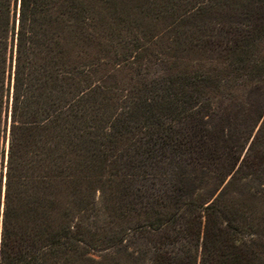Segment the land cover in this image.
Segmentation results:
<instances>
[{
	"label": "trees",
	"instance_id": "obj_1",
	"mask_svg": "<svg viewBox=\"0 0 264 264\" xmlns=\"http://www.w3.org/2000/svg\"><path fill=\"white\" fill-rule=\"evenodd\" d=\"M228 2L201 9L247 14L220 49L224 71L174 66L164 86L145 76L127 86L104 74L106 0H0V264H86L92 241L106 238L90 244L85 224L100 186L122 230L103 264H264L251 204L207 192L244 168L203 126L218 78L253 65L264 79V0ZM185 115L195 123L183 133L174 125ZM172 162L180 174H168Z\"/></svg>",
	"mask_w": 264,
	"mask_h": 264
},
{
	"label": "rangeland",
	"instance_id": "obj_2",
	"mask_svg": "<svg viewBox=\"0 0 264 264\" xmlns=\"http://www.w3.org/2000/svg\"><path fill=\"white\" fill-rule=\"evenodd\" d=\"M216 1L227 2L229 5L228 1L231 0ZM106 3L108 8L104 29L106 54L104 74L107 77L116 76L120 83H126L127 86H130V83L137 84V81L144 76L149 84L164 86L168 79V67L175 66L178 72H183L185 67L190 72L197 69L199 64L218 66L222 69L218 63L221 47L231 45L232 31L240 32L247 28V14L238 10L233 14L229 13V10L221 5L215 6L214 10L201 11L205 0H106ZM111 13L114 18L109 21ZM118 18L123 20L120 21ZM121 45L125 48L123 51ZM258 56L259 58L264 56V43ZM138 58H142L140 65L128 61L135 59L134 61L138 62ZM245 68L246 71L237 74L230 70L224 72L229 74L228 76L222 73L223 76L218 78L219 82L212 94L213 109L211 113L208 109V112L201 115L205 129L219 137L223 136L227 144L237 150L240 157L239 165L244 161V168L233 179L229 176L225 182L217 185L220 186L218 189L210 186L207 192L210 197H215L224 191L223 193L231 198L251 204L261 220L264 242V79L261 80V75L253 76L249 73L253 65ZM13 71L14 69L12 70L14 75ZM13 75L10 83V104ZM184 87L176 86L179 97L186 96ZM166 90L167 88L158 93L167 96ZM186 90L188 93L191 91L190 88ZM192 123L195 121L185 115L174 127L183 133L191 132ZM8 124L6 159L10 118ZM165 151L168 153L166 147ZM167 165L168 174L170 172L180 174L182 164L172 162ZM169 178L175 179V177ZM5 182L6 167L2 205ZM191 186L195 187L194 184ZM101 188L100 186L99 190L96 188L94 191V207L87 213L85 224L89 230V243L93 237L106 238L102 240L103 242L97 241L96 238L92 244L90 243L86 264H103L107 256L115 255L113 253L118 249L116 237L122 231L114 227L112 220L115 214L111 215L109 202ZM134 223V221L125 223L123 230L133 226Z\"/></svg>",
	"mask_w": 264,
	"mask_h": 264
},
{
	"label": "water",
	"instance_id": "obj_3",
	"mask_svg": "<svg viewBox=\"0 0 264 264\" xmlns=\"http://www.w3.org/2000/svg\"><path fill=\"white\" fill-rule=\"evenodd\" d=\"M4 193H5V188H4ZM5 198V195H4ZM3 208H4V204L2 205V213H3Z\"/></svg>",
	"mask_w": 264,
	"mask_h": 264
}]
</instances>
